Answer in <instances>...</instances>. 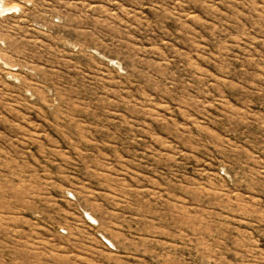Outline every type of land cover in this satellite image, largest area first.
Returning <instances> with one entry per match:
<instances>
[{"label": "rangeland", "instance_id": "rangeland-1", "mask_svg": "<svg viewBox=\"0 0 264 264\" xmlns=\"http://www.w3.org/2000/svg\"><path fill=\"white\" fill-rule=\"evenodd\" d=\"M0 264H264V0H0Z\"/></svg>", "mask_w": 264, "mask_h": 264}]
</instances>
